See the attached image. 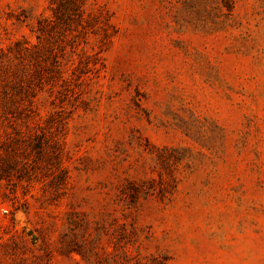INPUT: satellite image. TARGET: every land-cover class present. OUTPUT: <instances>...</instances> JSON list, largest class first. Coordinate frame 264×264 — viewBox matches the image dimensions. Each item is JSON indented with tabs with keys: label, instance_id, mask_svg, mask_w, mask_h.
Segmentation results:
<instances>
[{
	"label": "rangeland",
	"instance_id": "374dc122",
	"mask_svg": "<svg viewBox=\"0 0 264 264\" xmlns=\"http://www.w3.org/2000/svg\"><path fill=\"white\" fill-rule=\"evenodd\" d=\"M0 264H264V0H0Z\"/></svg>",
	"mask_w": 264,
	"mask_h": 264
}]
</instances>
